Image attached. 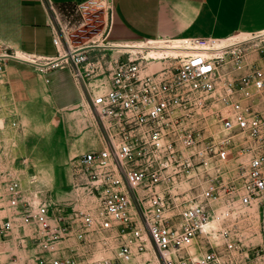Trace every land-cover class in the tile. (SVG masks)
<instances>
[{"label":"built area","instance_id":"obj_1","mask_svg":"<svg viewBox=\"0 0 264 264\" xmlns=\"http://www.w3.org/2000/svg\"><path fill=\"white\" fill-rule=\"evenodd\" d=\"M76 10L75 29L100 21V38L74 45L79 33L61 29L53 43L75 77L82 61L108 70L105 89L88 83L83 94L97 138L72 165L71 199L56 201L18 156L19 121L0 103V264H130L145 252L160 264H264V31L88 62L80 54L109 47L96 43L113 0ZM15 57L33 61L0 42V101L7 61L27 63Z\"/></svg>","mask_w":264,"mask_h":264},{"label":"crops","instance_id":"obj_2","mask_svg":"<svg viewBox=\"0 0 264 264\" xmlns=\"http://www.w3.org/2000/svg\"><path fill=\"white\" fill-rule=\"evenodd\" d=\"M49 1L54 11L46 7V0H0V42L16 55L41 64L60 58L64 43L54 44L53 36L79 24L76 5L84 0ZM261 31L264 0H113V20L106 40L224 39ZM5 73L12 82L21 76L31 87L42 83L58 108L82 104L83 93L64 60L44 66L9 60Z\"/></svg>","mask_w":264,"mask_h":264},{"label":"rangeland","instance_id":"obj_3","mask_svg":"<svg viewBox=\"0 0 264 264\" xmlns=\"http://www.w3.org/2000/svg\"><path fill=\"white\" fill-rule=\"evenodd\" d=\"M90 24L92 25L82 27L84 31H79L77 28L68 30L79 33L78 36H72L74 45L82 44L89 38H100L94 33L100 32L102 22L93 20ZM118 55L120 53H117L115 49L97 47L88 53L87 60L88 62L101 61L104 58ZM72 66L73 68L78 67L81 72L80 75L73 76L81 94H84L85 85L88 83L102 82L103 89L108 86V70L97 71L83 61ZM5 81L7 82L6 95L0 103L4 115L14 114L19 121L18 156H25L28 159L31 170H34L56 201H69L71 199L72 165L80 152L95 144L98 134L95 126L84 116L89 110L87 100L83 98L80 105L58 108L52 103L42 83L37 82L31 87L21 76L12 82L7 78L6 73ZM261 219L262 213L256 211L254 216L255 240L259 242L262 239L259 229ZM130 264L160 263L153 253L145 252Z\"/></svg>","mask_w":264,"mask_h":264},{"label":"bare ground","instance_id":"obj_4","mask_svg":"<svg viewBox=\"0 0 264 264\" xmlns=\"http://www.w3.org/2000/svg\"><path fill=\"white\" fill-rule=\"evenodd\" d=\"M148 43H152V44L149 45ZM68 44L70 47H72V42L70 39H68ZM96 44L101 45V46L102 45L109 46L106 49H115L117 52H137V51H142V50L147 48L148 57L156 59V58L162 57V54H164V53H169V52L175 53L177 51V49H175V48H180V46H181L180 45L181 40L180 39H171V41L169 43L171 45H169L168 47L164 46V45H159L163 48H157V41H154V40H150L148 42H147V40H144V41H128V42L127 41L126 42H111V41H109L108 44L101 42V40H100ZM60 48H61L62 55L67 52V49L63 48L62 45H60ZM102 49H105V47H102ZM85 54H87V53H82L80 55L83 56L82 59L87 60V58L84 57ZM99 85H101L100 82H97L95 84H91L92 89L95 92H97L96 86H99Z\"/></svg>","mask_w":264,"mask_h":264},{"label":"water","instance_id":"obj_5","mask_svg":"<svg viewBox=\"0 0 264 264\" xmlns=\"http://www.w3.org/2000/svg\"><path fill=\"white\" fill-rule=\"evenodd\" d=\"M96 46H98V45H89V46H86L85 48H91V47H96ZM83 49H84V48H81L80 50H83ZM15 59H16V60H19V61H25V62H27V63L34 64V65H38V66H44V65H49V64H51V63H53V62H57V61H59L60 59H62V57L57 58V59H55V60H53V61H47V62H45V64H41V63H39V62H34V61H27V60H24V59H21V58H17V57H15Z\"/></svg>","mask_w":264,"mask_h":264}]
</instances>
